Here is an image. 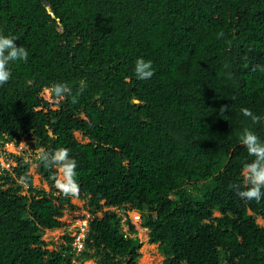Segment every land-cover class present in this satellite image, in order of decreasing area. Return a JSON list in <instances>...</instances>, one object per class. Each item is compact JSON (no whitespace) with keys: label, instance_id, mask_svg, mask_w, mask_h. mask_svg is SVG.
Here are the masks:
<instances>
[{"label":"trees","instance_id":"1","mask_svg":"<svg viewBox=\"0 0 264 264\" xmlns=\"http://www.w3.org/2000/svg\"><path fill=\"white\" fill-rule=\"evenodd\" d=\"M0 33L29 52L0 86V264H138L128 211L162 264H264V197L233 188L251 159L243 128L264 140V0H0ZM138 57L152 61L150 79L136 78ZM55 82L71 94L52 110L40 94ZM21 140L22 154L2 149ZM60 146L77 162L74 196L35 160ZM72 197L91 217L80 249L68 232L43 239Z\"/></svg>","mask_w":264,"mask_h":264},{"label":"clouds","instance_id":"2","mask_svg":"<svg viewBox=\"0 0 264 264\" xmlns=\"http://www.w3.org/2000/svg\"><path fill=\"white\" fill-rule=\"evenodd\" d=\"M223 32L219 36H223ZM18 38L12 35L0 33V86L6 84L11 78L9 65L14 61L27 62L28 50L23 45H17ZM260 71H264V65L256 66ZM134 73L137 79L147 80L154 75V68L151 60L138 57L134 65ZM81 90L87 87L85 81H80ZM45 93L54 100H63L71 94V88L66 83L55 82L44 89ZM72 102L77 100L76 95L71 96ZM229 106L222 105L220 112H225ZM242 114L251 120L252 125L261 122V116L254 114L249 108H242ZM240 142L246 148L251 159L245 162L241 170L243 188L240 185H233L237 189L236 195L247 201H259L264 197V140L254 132L251 127H245L239 136ZM22 150H28L29 146L25 142H20ZM2 158V157H0ZM35 160L44 168L49 170V179L54 182L55 188L62 194L74 196L79 192L77 162L70 155V149L64 146L55 149L40 147L35 152ZM3 162V160H0ZM25 163H31L26 160ZM18 183L25 189L29 187L28 174L21 175ZM87 213V212H86ZM140 219V215H139ZM76 236V235H75Z\"/></svg>","mask_w":264,"mask_h":264},{"label":"rangeland","instance_id":"3","mask_svg":"<svg viewBox=\"0 0 264 264\" xmlns=\"http://www.w3.org/2000/svg\"><path fill=\"white\" fill-rule=\"evenodd\" d=\"M45 99L49 102V108L52 110H55L56 104L55 100H52L47 93L43 90L41 94ZM75 137L82 141L86 142V138L83 137V135L80 132H74ZM21 140L20 142H22ZM20 142L18 145H14L12 143L5 144L2 149L5 150L6 153H15V154H22L23 150L21 149ZM24 142V141H23ZM25 158L27 156L25 155ZM0 160H3L2 164L5 167H8L7 163L4 161V159L0 158ZM35 164L31 162L29 173L33 175L32 182L33 185L36 187H43L45 190H49V187L47 184L41 181L38 174L34 172ZM71 202L75 204L77 207L75 209H66L63 211V215L60 217V227L54 230H48L44 233L43 239L45 240H51L57 244L63 242L62 234L64 232H68L70 235L78 236V222L81 221V219L85 218L86 210H85V203L83 200L79 199L78 197H72ZM121 213L120 211H118ZM128 217L131 219L132 223L136 226L138 237L140 239V245L138 247V251L140 253V258L138 260V264H162L163 262V254L159 252L157 245L150 244L146 241L145 237V229L141 228L139 226V213L135 211H128L127 212ZM218 212H215L214 215H218ZM84 216V217H82ZM91 219V217L88 218V222ZM256 222L259 225L263 224V221L260 217L256 219ZM140 227V228H139ZM48 248H52L49 246ZM77 264V263H76ZM83 264H93L92 260L86 261Z\"/></svg>","mask_w":264,"mask_h":264},{"label":"built area","instance_id":"4","mask_svg":"<svg viewBox=\"0 0 264 264\" xmlns=\"http://www.w3.org/2000/svg\"><path fill=\"white\" fill-rule=\"evenodd\" d=\"M89 214L86 213L85 214V218L81 219V221L78 222V227H79V235L76 236L75 241L73 242V245L76 246L78 249L81 248L82 246V240L84 238L85 232L87 230V224H88V218H89Z\"/></svg>","mask_w":264,"mask_h":264},{"label":"water","instance_id":"5","mask_svg":"<svg viewBox=\"0 0 264 264\" xmlns=\"http://www.w3.org/2000/svg\"><path fill=\"white\" fill-rule=\"evenodd\" d=\"M135 102H137V101L135 100Z\"/></svg>","mask_w":264,"mask_h":264}]
</instances>
